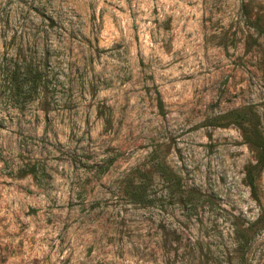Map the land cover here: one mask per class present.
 <instances>
[{
	"label": "rangeland",
	"instance_id": "374dc122",
	"mask_svg": "<svg viewBox=\"0 0 264 264\" xmlns=\"http://www.w3.org/2000/svg\"><path fill=\"white\" fill-rule=\"evenodd\" d=\"M262 30L264 0H0V264H264Z\"/></svg>",
	"mask_w": 264,
	"mask_h": 264
},
{
	"label": "trees",
	"instance_id": "16d2710c",
	"mask_svg": "<svg viewBox=\"0 0 264 264\" xmlns=\"http://www.w3.org/2000/svg\"><path fill=\"white\" fill-rule=\"evenodd\" d=\"M262 34L264 35V30H262ZM158 104H159V107H162V101L159 97V94H158ZM262 141H264V140L260 139L258 142H256L257 146L259 147V153L263 157L262 159H259V161L261 163L264 162V144L262 143ZM259 157H260V155H259ZM250 184L253 186V180L252 179L250 180Z\"/></svg>",
	"mask_w": 264,
	"mask_h": 264
}]
</instances>
